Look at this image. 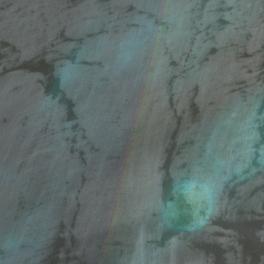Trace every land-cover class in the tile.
<instances>
[{"label":"water","instance_id":"95a60500","mask_svg":"<svg viewBox=\"0 0 264 264\" xmlns=\"http://www.w3.org/2000/svg\"><path fill=\"white\" fill-rule=\"evenodd\" d=\"M0 264H264V0H0Z\"/></svg>","mask_w":264,"mask_h":264}]
</instances>
